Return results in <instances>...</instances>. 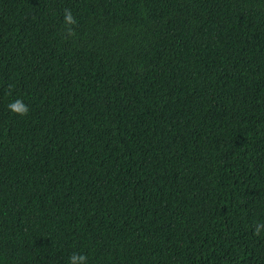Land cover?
Masks as SVG:
<instances>
[{"label":"trees","instance_id":"1","mask_svg":"<svg viewBox=\"0 0 264 264\" xmlns=\"http://www.w3.org/2000/svg\"><path fill=\"white\" fill-rule=\"evenodd\" d=\"M258 224L264 0H0V264H264Z\"/></svg>","mask_w":264,"mask_h":264},{"label":"clouds","instance_id":"2","mask_svg":"<svg viewBox=\"0 0 264 264\" xmlns=\"http://www.w3.org/2000/svg\"><path fill=\"white\" fill-rule=\"evenodd\" d=\"M63 20H64V23L66 25H72L75 23V20L73 19L71 12L68 11L67 9L64 12ZM68 31H69V34H71V28H69ZM9 108L12 111L18 112L20 114H25L27 112V107L20 104L19 102H13V103L9 104ZM262 228H264V225L258 224L256 226L255 231L260 232ZM70 264H86V257L82 254L81 255H72L70 257Z\"/></svg>","mask_w":264,"mask_h":264}]
</instances>
